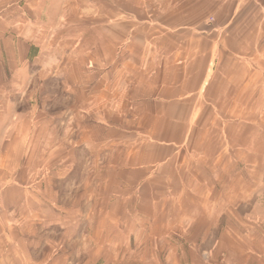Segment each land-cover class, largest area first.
<instances>
[{"label": "crops", "instance_id": "crops-1", "mask_svg": "<svg viewBox=\"0 0 264 264\" xmlns=\"http://www.w3.org/2000/svg\"><path fill=\"white\" fill-rule=\"evenodd\" d=\"M262 174L264 0H0V264H264Z\"/></svg>", "mask_w": 264, "mask_h": 264}, {"label": "rangeland", "instance_id": "rangeland-1", "mask_svg": "<svg viewBox=\"0 0 264 264\" xmlns=\"http://www.w3.org/2000/svg\"><path fill=\"white\" fill-rule=\"evenodd\" d=\"M42 177V175H41ZM58 177V175H57ZM73 180L75 178L76 181H79V175H72ZM63 192V191H62ZM250 202L249 204H246L242 207L243 212L246 214V216L250 217V218H255V220H258V225L260 226L261 229H264V174L261 175V188L259 191H255L253 194V197H250ZM78 203V201H77ZM77 208L79 210L80 205L79 203L77 204V206H73L72 209ZM90 207H88L89 209ZM92 221H90V219L86 222H77L74 223V221L72 222V226L73 228L75 227H79L78 230H82V232H84L85 230L90 231L91 226H92ZM61 224H57L56 227V231H61ZM45 233V232H44ZM42 235V234H41ZM42 244H46L47 238H40ZM75 245H79V241L77 242V244ZM75 248L77 249L78 247L73 246L72 249L73 251L75 250ZM74 256V255H73ZM78 256V255H77ZM72 264H79L78 263V259H74L72 258Z\"/></svg>", "mask_w": 264, "mask_h": 264}]
</instances>
